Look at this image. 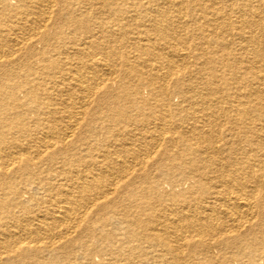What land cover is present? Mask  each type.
Returning <instances> with one entry per match:
<instances>
[{
  "label": "bare ground",
  "instance_id": "bare-ground-1",
  "mask_svg": "<svg viewBox=\"0 0 264 264\" xmlns=\"http://www.w3.org/2000/svg\"><path fill=\"white\" fill-rule=\"evenodd\" d=\"M0 264H264V0H0Z\"/></svg>",
  "mask_w": 264,
  "mask_h": 264
}]
</instances>
